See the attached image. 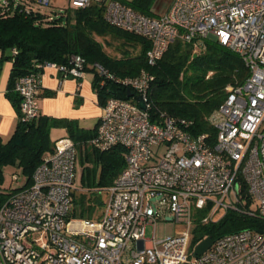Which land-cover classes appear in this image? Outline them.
Masks as SVG:
<instances>
[{"label":"built area","instance_id":"2783aa9c","mask_svg":"<svg viewBox=\"0 0 264 264\" xmlns=\"http://www.w3.org/2000/svg\"><path fill=\"white\" fill-rule=\"evenodd\" d=\"M93 1L104 4L107 22L150 40V64L176 38L196 48L212 38L238 54L248 74L225 87L223 101L208 115L212 136L193 134L190 120L167 112L152 119L148 95L154 75L145 69L119 78L94 63L100 84L116 81L133 96L106 99L88 144L99 152L122 146L125 165L104 188L98 215L75 218L70 211L78 149L70 137L57 139L31 183L0 206V264H264V225L224 234L196 257L198 242L191 245L194 217L205 207L202 223L221 210L256 215L264 223V0H169L162 12L151 7L149 13L134 10L129 0H71V5ZM34 4L48 5L49 0H0V14L30 12ZM85 65L79 54L71 56L69 65L37 64L75 78L83 76ZM41 86L40 72L16 80L22 121L39 115ZM139 95L144 109L135 99ZM241 180L256 209L247 208ZM162 219L186 229L161 239L153 231L146 238V226Z\"/></svg>","mask_w":264,"mask_h":264},{"label":"trees","instance_id":"16d2710c","mask_svg":"<svg viewBox=\"0 0 264 264\" xmlns=\"http://www.w3.org/2000/svg\"><path fill=\"white\" fill-rule=\"evenodd\" d=\"M26 2L31 6V2ZM153 2L129 0L127 4L136 11L149 13ZM19 4L25 7L21 2ZM32 6L34 9L31 8L30 12L16 9L0 14V69L3 61H12L7 95L19 115L10 137L4 140L0 135V206L11 193L31 183L32 173L43 155L54 149V141L50 137L52 127H66L73 135L74 125L68 119L39 114L31 121H22L19 114L20 96L15 90V82L29 72L41 73L43 68L37 64L50 61L69 65L73 54L83 56L86 60L85 70L95 71L93 85L101 106L110 96L128 98V89L109 79L100 84L101 76L94 63L103 65L119 78L135 76L145 69L154 75L148 95L152 119L161 112H167L190 120L193 134L208 132L212 136L215 128L208 122V115L223 101L225 87L242 82L248 74L240 56L212 38L203 39L205 46L201 48H196L193 42L176 38L162 57L150 64L146 56L151 46L150 40L107 22L104 4L99 1L72 10L61 9L57 15L43 12L40 5ZM50 16L52 19H48ZM138 49L137 54H129ZM94 151L100 166L99 175L96 178L87 168L86 176H81L79 188L83 190L78 187L73 190L70 216L75 218L98 215L100 209L97 211V204L103 203L99 198L100 190L111 184L125 165L122 146L117 145L107 152ZM84 156L88 159L87 150ZM8 166L19 168L25 176L20 185H2L4 169ZM241 191L247 208L256 209L242 180ZM206 211L207 207L199 210L194 217L192 246L207 236L216 239L227 233L246 228L257 229L264 225L258 216L235 210H227L217 221L202 223L200 218Z\"/></svg>","mask_w":264,"mask_h":264},{"label":"crops","instance_id":"0c3cea01","mask_svg":"<svg viewBox=\"0 0 264 264\" xmlns=\"http://www.w3.org/2000/svg\"><path fill=\"white\" fill-rule=\"evenodd\" d=\"M11 68L12 61L5 60L0 69V135L4 140L10 137L19 119L18 110L7 95ZM94 75L92 69H86L79 78L52 67H44L41 72L39 114L68 119L74 125L73 135L66 127H52L51 139L55 142L61 137H70L83 153L87 150L88 139L94 133L102 111L93 85Z\"/></svg>","mask_w":264,"mask_h":264},{"label":"rangeland","instance_id":"374dc122","mask_svg":"<svg viewBox=\"0 0 264 264\" xmlns=\"http://www.w3.org/2000/svg\"><path fill=\"white\" fill-rule=\"evenodd\" d=\"M169 3V0H154L152 8L156 12H162L165 10ZM69 8L70 10L73 9V6L71 5V0H49L48 5H42L40 6V9L43 12L50 13L51 15H57V13L61 9H66ZM101 39V38H100ZM139 52L138 50L131 51L129 54H137ZM87 151L89 153L88 159L85 158L84 153L81 151L80 146H78V160H77V171H76V178L75 182L76 185L75 187H78L79 190H83L82 188H79L81 185V176L83 174V177L86 176V170L89 168L91 170V173H94V176L96 178L99 175V169L100 166L97 163L95 156L96 152L94 151V148L88 144L87 146ZM14 172L15 174H13ZM13 175H17L18 178L17 180L14 179ZM25 180V176L22 174L21 170L19 168H14L12 166H8L4 169V181L2 183L3 186H12L16 187L21 184L22 181ZM78 190V191H79ZM105 197V189L101 190L99 194V198L101 201H103ZM99 207L97 208V211L101 209L102 203L100 202L97 204ZM224 214V211L221 210L218 214L214 216V221L219 220ZM186 229L185 226H183L181 223L176 222L174 220H158L155 224L153 225H147L145 228V237L146 238H152L153 236V231H154V236L156 239H161L169 235H175L179 234L182 230Z\"/></svg>","mask_w":264,"mask_h":264},{"label":"water","instance_id":"95a60500","mask_svg":"<svg viewBox=\"0 0 264 264\" xmlns=\"http://www.w3.org/2000/svg\"><path fill=\"white\" fill-rule=\"evenodd\" d=\"M127 96L128 97L133 96V92L129 89L127 90ZM135 99L138 101L139 106L142 109H144L145 103H144L142 97L139 95V96H136ZM213 241H214V239H212L210 236H207L204 239H202L201 241H199L196 244V246L194 247L193 255L196 257V256L200 255L201 253H203L204 251H206L212 245Z\"/></svg>","mask_w":264,"mask_h":264}]
</instances>
